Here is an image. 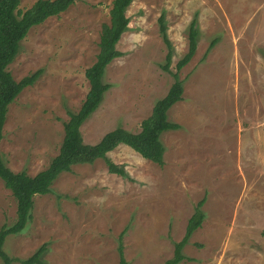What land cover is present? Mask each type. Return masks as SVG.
Masks as SVG:
<instances>
[{"label":"rangeland","instance_id":"obj_1","mask_svg":"<svg viewBox=\"0 0 264 264\" xmlns=\"http://www.w3.org/2000/svg\"><path fill=\"white\" fill-rule=\"evenodd\" d=\"M38 1L21 0L19 9ZM112 6L78 1L21 43L8 71L17 82L42 73L9 107L0 153L13 172L34 177L59 155L64 124L90 92L86 71ZM126 15L117 45L124 56L107 67L111 88L82 126L83 139L96 145L117 128L142 131L175 82L195 21L198 50L179 72L184 94L169 120L180 128L161 137L164 165L120 145L108 158L127 177L102 159L74 166L34 198L26 230L4 252L25 264L46 245L43 264H119L122 246L128 264H165L200 209L204 219L180 264H264V0H135ZM16 222L17 201L0 179V231Z\"/></svg>","mask_w":264,"mask_h":264},{"label":"trees","instance_id":"obj_2","mask_svg":"<svg viewBox=\"0 0 264 264\" xmlns=\"http://www.w3.org/2000/svg\"><path fill=\"white\" fill-rule=\"evenodd\" d=\"M82 0H39L32 8L21 11V0H0V143L3 140L4 125L10 105L28 87L35 85L42 71H37L17 82L8 67L14 62L21 50V43L27 38L30 30L43 24L51 17L59 16L76 2ZM135 0H113L110 11L111 22L104 25L100 42V53L97 61L86 71V78L90 83V92L85 103L77 113H70V119L64 124L65 136L59 155L44 171L31 177L26 172L15 173L5 163L0 153V179L10 190L17 201V222L11 227H3L0 231V260L3 264L16 262L4 252L7 239L12 235L23 233L30 220L34 207V198L47 195L53 184L64 173L72 172L76 165L93 164L99 159L106 162L109 172L121 177H127L126 171L108 158V153L120 145H126L140 154L144 159L159 165H164L166 149L161 137L168 131L178 130L180 127L169 120V111L180 102L184 94V83L180 80L179 72L194 58L198 50V30L196 22H192L189 31V50L177 63V73H173L175 82L168 95L156 103L152 115L142 123L139 134L130 133L122 128L106 134L96 145L84 142L81 128L85 122L98 110L111 85L104 83L107 67L116 59L124 56L117 49L123 34L129 29L130 19L126 15L127 9ZM160 28L164 40L171 49L167 38L164 16L160 18ZM215 43L211 44V48ZM172 52L167 55V64L163 67L169 71ZM201 208V207H200ZM204 219L203 212L198 209L197 214L188 225L184 239L175 245L174 257L165 264H180L185 260L183 249L189 244L194 232L200 227ZM46 245L41 247L25 264H43ZM119 264H128L122 246L119 247Z\"/></svg>","mask_w":264,"mask_h":264}]
</instances>
